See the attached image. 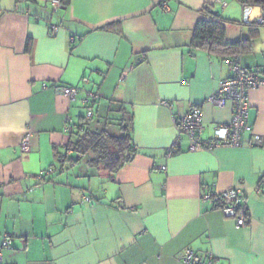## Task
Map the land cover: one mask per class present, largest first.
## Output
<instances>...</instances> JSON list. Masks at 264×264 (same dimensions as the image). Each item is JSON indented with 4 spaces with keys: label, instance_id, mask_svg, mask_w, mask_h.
<instances>
[{
    "label": "crops",
    "instance_id": "1",
    "mask_svg": "<svg viewBox=\"0 0 264 264\" xmlns=\"http://www.w3.org/2000/svg\"><path fill=\"white\" fill-rule=\"evenodd\" d=\"M52 1L0 0V245L11 241L3 263L184 264L190 249L222 264H264V143L190 151L183 134L169 155L191 106H202L203 141L230 123L233 104L207 99L232 76V58L264 76V25L253 36L239 0H72L57 10ZM206 4L229 21L226 41L251 38L250 52L192 48L197 22L211 19ZM259 15L253 7L251 20ZM43 83L81 90L71 100ZM88 93L99 96L90 128L120 105L135 118L134 158L114 174L68 148L75 135L66 120L82 123ZM249 102L264 140V85ZM60 154L78 161L61 163ZM232 189L244 192L241 228L202 201Z\"/></svg>",
    "mask_w": 264,
    "mask_h": 264
},
{
    "label": "built area",
    "instance_id": "2",
    "mask_svg": "<svg viewBox=\"0 0 264 264\" xmlns=\"http://www.w3.org/2000/svg\"><path fill=\"white\" fill-rule=\"evenodd\" d=\"M52 6L55 10L61 8L60 0H53ZM244 19L248 23L251 20L253 7L243 5ZM261 9V15L256 19L260 25H264V8ZM52 31L57 30V26H51ZM231 64L232 76L222 80L217 91L212 94L207 103L223 108L229 103L234 106L233 117L229 124L221 125L215 128L214 138L210 141H203L200 135L204 131L203 113L201 105H193L189 111L177 119L179 134L169 148V155L174 154L177 148L181 145L182 135L186 134L190 139V151H213L218 147H241L243 145L261 147L264 140L261 136L256 135L254 127L250 123V102L249 91L258 89L264 85V76L258 71L248 70L244 68L239 60L235 57L228 61ZM57 88L63 95L71 100H76L80 93V88L71 86H58L57 84L43 83V88ZM97 94L88 93L84 100L86 109V120H90L95 115V104L99 101ZM66 131H71L76 127L71 124L70 118H67ZM249 133L250 139L245 143L244 134ZM31 132L26 133L22 140L21 148L23 151H28L31 144ZM166 169V168H164ZM42 178V176H40ZM264 190V176L262 177L258 193ZM244 197V192L241 189H232L222 194L212 195L205 193L202 196V201L212 208L220 209L227 218H231L236 222V226L241 228L248 222V212L241 199ZM11 247V241L5 239L0 245V264L3 263L2 251L5 248ZM180 258L184 264H222L219 259L213 254L202 256L193 252L190 249L184 250Z\"/></svg>",
    "mask_w": 264,
    "mask_h": 264
},
{
    "label": "trees",
    "instance_id": "3",
    "mask_svg": "<svg viewBox=\"0 0 264 264\" xmlns=\"http://www.w3.org/2000/svg\"><path fill=\"white\" fill-rule=\"evenodd\" d=\"M72 0H62V6L68 8ZM244 5L251 7H263L264 0H239ZM202 12L210 17V20H200L197 22L191 40V46L194 49L205 50L209 53H215L224 57H235L241 53L250 52L252 49L251 38L241 39L235 43L226 41V23L225 20L215 11V7L206 4ZM216 12V13H215ZM248 27L254 32L258 30L260 24L256 21L247 23ZM97 113L95 112V115ZM94 115V117H95ZM86 120L85 116L82 123L72 130L75 135L71 140L68 148L76 153V156L82 158L90 153L93 158L90 159L89 165L92 167H103L105 170L114 174L121 170L126 164L130 163L135 154L132 146V134L134 130V115L126 111L120 105L111 109L105 119V125L99 128H90L89 124L94 119ZM110 125L118 128L119 134H113ZM77 162L76 158H65L61 154L58 160L61 163Z\"/></svg>",
    "mask_w": 264,
    "mask_h": 264
},
{
    "label": "rangeland",
    "instance_id": "4",
    "mask_svg": "<svg viewBox=\"0 0 264 264\" xmlns=\"http://www.w3.org/2000/svg\"><path fill=\"white\" fill-rule=\"evenodd\" d=\"M76 157V156H75Z\"/></svg>",
    "mask_w": 264,
    "mask_h": 264
},
{
    "label": "water",
    "instance_id": "5",
    "mask_svg": "<svg viewBox=\"0 0 264 264\" xmlns=\"http://www.w3.org/2000/svg\"><path fill=\"white\" fill-rule=\"evenodd\" d=\"M216 13V12H215Z\"/></svg>",
    "mask_w": 264,
    "mask_h": 264
}]
</instances>
